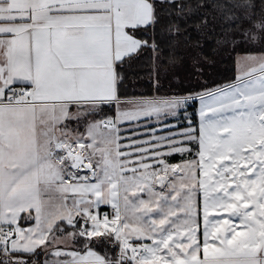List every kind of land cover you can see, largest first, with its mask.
I'll list each match as a JSON object with an SVG mask.
<instances>
[{
  "label": "snow or ice",
  "instance_id": "1",
  "mask_svg": "<svg viewBox=\"0 0 264 264\" xmlns=\"http://www.w3.org/2000/svg\"><path fill=\"white\" fill-rule=\"evenodd\" d=\"M217 29L232 80L129 93ZM0 264H264V0H0Z\"/></svg>",
  "mask_w": 264,
  "mask_h": 264
},
{
  "label": "trees",
  "instance_id": "2",
  "mask_svg": "<svg viewBox=\"0 0 264 264\" xmlns=\"http://www.w3.org/2000/svg\"><path fill=\"white\" fill-rule=\"evenodd\" d=\"M219 30L200 38V46L197 48L185 47L183 42L179 49L183 60L173 68L166 80L163 81V91L156 93L151 86V66L147 60L137 70L138 74L133 75L128 82L127 88L130 94L134 95H166L181 89H197L204 81L226 83L232 80L237 74L234 55L222 62L220 70H214L206 75L207 78H198L196 66L198 61H217L224 54L221 45L217 43ZM220 60V59H219Z\"/></svg>",
  "mask_w": 264,
  "mask_h": 264
},
{
  "label": "rangeland",
  "instance_id": "3",
  "mask_svg": "<svg viewBox=\"0 0 264 264\" xmlns=\"http://www.w3.org/2000/svg\"><path fill=\"white\" fill-rule=\"evenodd\" d=\"M222 47V50L224 52V54L222 55V58L220 57L219 59H217V61L213 62H207V61H198L197 63H193L196 66V71L198 72V78H207L206 75L210 74V72L214 71V70H220L222 67V62L225 59L231 58L234 55V52L232 51L231 47ZM236 58V55L234 56V59ZM235 72H238V67L235 64ZM142 125L140 124L139 126H134L133 128H139V127H146V130H151L152 126L154 125L157 129L161 127V125L157 124L156 121L153 119L152 121H146V123H143V121H141ZM148 138V137H147Z\"/></svg>",
  "mask_w": 264,
  "mask_h": 264
},
{
  "label": "crops",
  "instance_id": "4",
  "mask_svg": "<svg viewBox=\"0 0 264 264\" xmlns=\"http://www.w3.org/2000/svg\"><path fill=\"white\" fill-rule=\"evenodd\" d=\"M141 121H143V123H146V121L147 120H141ZM142 122H140V124H141ZM142 125V124H141ZM134 126H137L136 124H132V125H129V127H131V128H133ZM134 129H136V131L138 132V133H147L148 131H150V130H146V127H144V126H142V127H137V128H134ZM141 139H147V136H141L140 137Z\"/></svg>",
  "mask_w": 264,
  "mask_h": 264
}]
</instances>
